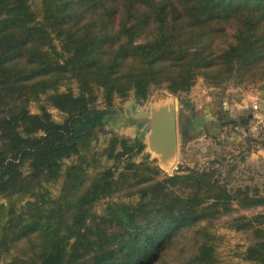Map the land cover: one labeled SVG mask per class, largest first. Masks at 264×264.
<instances>
[{"label": "trees", "instance_id": "obj_1", "mask_svg": "<svg viewBox=\"0 0 264 264\" xmlns=\"http://www.w3.org/2000/svg\"><path fill=\"white\" fill-rule=\"evenodd\" d=\"M34 1L0 0V197L26 196L0 205V263L26 239L6 264H157L185 230L230 214L234 204L264 205L258 190H230L211 170L161 178L153 162L134 161L143 151L138 137L110 138L114 164L105 167L91 143L115 97L133 93L144 102L163 87L181 95L200 77L214 86L236 78L245 89L264 81V0ZM67 80L77 94L59 91ZM100 90L105 109L94 105ZM43 96L67 114L63 122L46 105L31 113V101ZM211 123V136L248 125L226 110ZM78 154L58 199L37 191ZM227 227L253 232L241 255L264 264V212ZM197 233L198 249L183 264H217L219 237L208 228Z\"/></svg>", "mask_w": 264, "mask_h": 264}, {"label": "rangeland", "instance_id": "obj_2", "mask_svg": "<svg viewBox=\"0 0 264 264\" xmlns=\"http://www.w3.org/2000/svg\"><path fill=\"white\" fill-rule=\"evenodd\" d=\"M35 1L34 3H36ZM237 82L238 80L235 78L227 80L219 86H214L209 84L205 78L200 77L195 84L198 86V94L195 98L191 96L195 85L190 92L181 95L174 94L165 87L156 88L144 102H137L133 93L126 98L115 97L112 104L113 113L108 115L104 124L93 133L94 137L91 143L93 151L97 152L96 158L100 160L98 163L103 167L114 164L112 159H108V151L105 149L110 138L118 136L133 140L138 137L143 142V151L133 156L134 161L137 163L143 160L153 162L161 169V178L172 176L177 172L184 173L180 170L187 168L199 171L211 170L215 177L220 179V183L226 184L230 190L241 189L250 194L258 190L259 193L264 194V134L262 126L258 122L256 127L252 128L254 120L252 109L248 108L241 112L234 108L235 102L245 90ZM58 88L61 92L71 89L77 94L79 91L74 80H67ZM43 105L47 106L54 121L63 122L66 119L67 114L56 107L49 106L45 96L39 100L31 101L29 106L31 113H41ZM94 105L98 109L107 108L101 90L98 92V99ZM161 106H173L177 120V152L167 166L160 165L158 157L151 150L147 142V129L142 125L143 121L133 117L140 110H145L152 115V110ZM224 110L238 123L247 121L248 125L225 126L217 136L209 135L205 130L207 127L200 124H203L208 116L215 118L217 115H221ZM198 117H201L203 122L198 123ZM77 164H79V154L64 159L62 163L63 176L57 180L44 182V188L37 191L46 192L48 197L58 199L63 191L66 170ZM22 169L25 173H29V162L22 166ZM92 172L89 169L84 175L90 176ZM72 192L74 193V191ZM22 196L26 197L22 194L12 198L0 197V205L8 204L9 200L18 204L24 203L25 200L20 201ZM119 199L120 196L115 198V200ZM122 199L123 201L129 200L125 196H122ZM106 201H101L96 205L95 211L102 213ZM234 206L235 210L230 214L223 215L213 222L202 221L169 241L165 246L162 260L157 264H183L197 251L200 242V234L197 232L203 228H208L219 237L217 239L219 245V262L217 264H256L244 260L241 255L246 247L253 242V232L231 230L227 225L235 217L263 213L264 205L248 209H239L237 204ZM0 225H2L1 221ZM19 244L24 247L26 239L20 241L0 264H6L15 256L20 255Z\"/></svg>", "mask_w": 264, "mask_h": 264}, {"label": "water", "instance_id": "obj_3", "mask_svg": "<svg viewBox=\"0 0 264 264\" xmlns=\"http://www.w3.org/2000/svg\"><path fill=\"white\" fill-rule=\"evenodd\" d=\"M135 119L142 120L143 127L147 129V141L153 153L158 157L162 166L169 165L177 152V120L173 106H161L152 110L150 115L145 110L138 111ZM203 122L201 117L197 122ZM168 132L171 135V141L168 140Z\"/></svg>", "mask_w": 264, "mask_h": 264}, {"label": "crops", "instance_id": "obj_4", "mask_svg": "<svg viewBox=\"0 0 264 264\" xmlns=\"http://www.w3.org/2000/svg\"><path fill=\"white\" fill-rule=\"evenodd\" d=\"M198 86L195 85V87L192 89L191 96L195 98L197 96L198 92ZM258 107V108H255ZM234 108L237 110H240L241 112H244L245 109H252L253 114V124L252 128L256 127L257 122L259 124L261 120H264L263 117V110H264V81L259 82L257 84H253L248 86L242 93L241 97L238 99V101L235 102ZM213 116H208L203 124H200L202 126H205L207 128H214V125L211 123V120H216L218 118ZM251 116V115H249Z\"/></svg>", "mask_w": 264, "mask_h": 264}, {"label": "built area", "instance_id": "obj_5", "mask_svg": "<svg viewBox=\"0 0 264 264\" xmlns=\"http://www.w3.org/2000/svg\"><path fill=\"white\" fill-rule=\"evenodd\" d=\"M255 108H258V107H255ZM260 123H261V128H262V132H263V134H264V120H261L260 121Z\"/></svg>", "mask_w": 264, "mask_h": 264}, {"label": "bare ground", "instance_id": "obj_6", "mask_svg": "<svg viewBox=\"0 0 264 264\" xmlns=\"http://www.w3.org/2000/svg\"><path fill=\"white\" fill-rule=\"evenodd\" d=\"M168 140L171 141V135H170V132H168ZM148 142V141H147ZM149 144V142H148Z\"/></svg>", "mask_w": 264, "mask_h": 264}]
</instances>
